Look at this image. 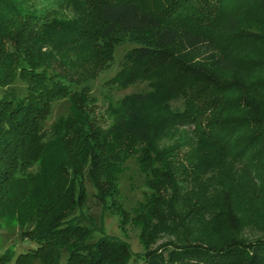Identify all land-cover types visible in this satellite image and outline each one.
Instances as JSON below:
<instances>
[{"label": "trees", "instance_id": "16d2710c", "mask_svg": "<svg viewBox=\"0 0 264 264\" xmlns=\"http://www.w3.org/2000/svg\"><path fill=\"white\" fill-rule=\"evenodd\" d=\"M55 2L75 14L0 0V217L16 219L32 243L16 264H127L128 243L98 235L92 196L142 225V264H264V231L251 240L207 237L228 202L223 175L231 172L234 190L261 177L264 91H229L242 84L248 54L264 60V33L245 30L264 15V0ZM124 42L135 46L107 89L145 87L118 100L111 126L95 125L81 101ZM62 100L69 113L50 123ZM178 128L192 145L189 164L177 161L183 143L160 144ZM131 161L148 191L127 207L120 183ZM13 258L7 249L0 264Z\"/></svg>", "mask_w": 264, "mask_h": 264}, {"label": "rangeland", "instance_id": "374dc122", "mask_svg": "<svg viewBox=\"0 0 264 264\" xmlns=\"http://www.w3.org/2000/svg\"><path fill=\"white\" fill-rule=\"evenodd\" d=\"M21 6L25 10L35 11L46 15H54L57 17H72L75 13L72 9L63 8L61 4L55 2V0H19ZM53 11H56L55 13ZM260 18L255 19L253 24L245 26V30L248 33H264V15ZM133 43L124 42L117 46L114 54V60L110 67L102 71L94 81L93 91L89 94L86 101H81L82 106L89 119L93 121L95 125H102L104 127L111 126L116 120V109L118 106V100L121 99L128 93L140 91L145 87V84L133 85L125 90H108V81L118 72L121 67L124 55L128 49L133 48ZM235 56L241 60L244 59L245 52L242 49H234ZM250 53V52H249ZM261 56V53L258 54ZM254 56V55H253ZM247 57L250 60V65L243 67L245 73L244 79H242L240 85H237L235 89L229 91L230 96L244 97L248 89H252L256 86L259 95L264 91V60L256 59L254 62L251 53ZM243 58V59H242ZM255 58V57H254ZM256 63V64H252ZM214 72V71H213ZM216 73V72H214ZM223 80H226L224 76H220ZM19 93L23 91L22 83L16 84ZM251 85V86H249ZM6 91L3 87H0V100L4 97ZM257 94V93H256ZM70 110V103L67 100L57 102L50 116V123L58 119L62 115H67ZM226 111L223 112L225 115ZM214 115H217L214 114ZM193 128V127H192ZM186 129L178 128L177 130L171 131L161 142V145H178L183 143L182 150L179 151L177 159L179 164H189V161L184 154L191 150L192 145L186 144L188 137ZM190 131V130H189ZM192 137V135H191ZM190 141V140H189ZM193 144V141L191 142ZM186 144V145H185ZM175 159V158H174ZM176 160V159H175ZM174 161V160H172ZM130 168L127 169L121 178V187L123 195L125 196L124 202L127 207L137 205L139 200L144 198L145 191H148V187L145 184V176L138 170V166L135 161L129 163ZM259 184H255L254 180H246L244 187L246 189H230L232 181L231 172L228 175L224 174L220 185V188H224L228 193V202L222 203V213L218 214V218L210 219L208 225L209 239L222 240L229 238H241L244 240H251L260 236L264 231V161L260 169ZM232 176V177H231ZM253 186H256L254 189ZM219 188V189H220ZM95 191L94 187L89 188ZM259 189V190H258ZM225 196V193L224 195ZM89 205L92 206V212L94 216L98 218L103 226V232L112 236H116L126 241L130 247L132 258L127 264H142L143 254L145 248L141 243V230L142 225L129 220L125 222L122 217L112 212L111 210H104L102 204L98 202L97 198L91 197ZM99 218L103 219L101 222ZM32 243L29 239L23 238L20 231L19 223L14 218L0 217V254L5 252L7 249H11L14 252V258L9 264H16V257L22 251H26V246ZM25 247V248H24Z\"/></svg>", "mask_w": 264, "mask_h": 264}]
</instances>
